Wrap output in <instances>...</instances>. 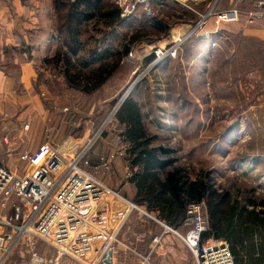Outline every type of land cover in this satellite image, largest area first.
I'll use <instances>...</instances> for the list:
<instances>
[{"label":"rangeland","instance_id":"obj_1","mask_svg":"<svg viewBox=\"0 0 264 264\" xmlns=\"http://www.w3.org/2000/svg\"><path fill=\"white\" fill-rule=\"evenodd\" d=\"M190 1L155 0L150 5L153 17L134 19L136 27L156 19L169 29L164 34L148 29L149 35L134 45L112 78L91 96L68 88L59 77L54 57L61 47L55 38V22L53 17L48 22L49 7H42L44 22L38 25L43 32L32 39L26 32L29 44L20 47V52L27 53L24 59L34 66L32 86L20 83L22 60L16 65L8 59L19 54H8L4 62L3 72L12 80L0 92V162L23 174L26 164L20 156L51 144L70 156L83 154L85 170L133 199L128 183L132 169L127 145L120 136L124 128L115 120L121 105L131 97L140 106L146 130L155 138L154 146L172 150L177 165L190 178L210 173L218 185L233 191L252 189L251 181L247 184L238 177L242 173L238 169L247 166L238 165L243 159L264 157V11L251 24L249 13L255 11V0H241L236 5L242 11L240 22L221 25V36L193 37L176 58L147 63L155 44L163 47L184 34L212 4L211 0ZM221 1L217 11L225 8ZM233 25L235 30H228ZM127 31L123 28L113 34L115 41ZM207 31H216L213 20ZM110 156L115 157L110 170L101 169V159ZM145 231L157 234L161 228L136 216L122 235L127 248L121 246L116 264H139L130 252L127 234L135 237ZM179 241L163 243L164 248L157 250L150 264H195L191 252ZM25 244H35L48 257L57 256L36 240ZM146 249L138 252L145 255ZM27 257L28 252L19 249L8 264ZM63 264L75 263L65 260Z\"/></svg>","mask_w":264,"mask_h":264},{"label":"built area","instance_id":"obj_2","mask_svg":"<svg viewBox=\"0 0 264 264\" xmlns=\"http://www.w3.org/2000/svg\"><path fill=\"white\" fill-rule=\"evenodd\" d=\"M153 1L113 0L122 19L133 17L141 7L146 16L152 17ZM219 1L200 15L186 33L173 37L163 47L155 44L151 49L155 54L154 64L176 58L182 46L193 37H208L207 27L212 20L215 32L221 25L239 23L242 11L236 5L217 11ZM262 11L264 0H255L249 23L262 17ZM5 143H9L8 139ZM114 158H102L99 167L110 170ZM20 160L26 164L23 174L0 162V264H8L11 256L22 248L28 257L15 264H63L65 260L75 264H104L116 245L127 248L121 238L136 216L145 217L161 228L157 234L145 231L136 236L138 242L150 239L145 255L130 248L139 264H150L151 257L161 249L168 235L181 241L195 264H235L227 242L214 237L204 239L208 228L204 204L189 207L184 223L186 230L180 233L85 170L83 154L70 156L45 144L35 153H23ZM27 240L43 243L57 256L51 258L40 253L35 244H28L27 248Z\"/></svg>","mask_w":264,"mask_h":264},{"label":"trees","instance_id":"obj_3","mask_svg":"<svg viewBox=\"0 0 264 264\" xmlns=\"http://www.w3.org/2000/svg\"><path fill=\"white\" fill-rule=\"evenodd\" d=\"M120 14L113 0H52L55 38L61 47L54 59L59 77L68 88L86 96L96 94L132 53L134 45L149 35L148 29L161 34L169 29L156 19L138 27L132 25L140 16L147 18L142 7L129 19H122ZM123 28L130 31L115 41L113 34ZM154 60L152 55L147 63ZM115 120L124 128L120 136L127 145L132 169L128 183L133 199L111 188L176 230L186 229L191 205L204 204L208 221L204 239L213 236L226 241L235 264H264V244L254 243L255 227L264 226V214L249 211L238 201L240 193L243 200L253 204V189L233 191L218 185L210 173L190 178L177 165L172 150L154 146L155 138L148 134L140 106L133 98L125 100Z\"/></svg>","mask_w":264,"mask_h":264},{"label":"crops","instance_id":"obj_4","mask_svg":"<svg viewBox=\"0 0 264 264\" xmlns=\"http://www.w3.org/2000/svg\"><path fill=\"white\" fill-rule=\"evenodd\" d=\"M199 0H193L190 2L197 3ZM213 5L216 0H211ZM241 0H223L224 3V10L230 9L235 5H238ZM220 2V1H219ZM242 2V1H241ZM49 7L48 13V22H52V0H0V92L2 93L3 87L6 83H9L12 78H8L5 76L3 69L5 68L6 64L4 62L7 60L8 54H15L18 55L15 58H8L11 62L18 65L20 60V68H21V76H20V83L27 88L32 86L34 80V66L33 63L26 58L27 53L20 52L21 44H29L27 37L25 36L26 32H29L30 39L34 36L41 35L42 31V7ZM238 7V6H237ZM201 14H199L200 16ZM45 17V18H46ZM46 18V19H47ZM41 24V25H38ZM236 24V23H235ZM39 26V27H38ZM235 26H230L231 28L228 30H235ZM208 29V27H207ZM239 30V29H237ZM33 31V32H32ZM43 32V31H42ZM187 31L183 32L186 33ZM209 32V31H207ZM35 33V35H34ZM40 33V34H38ZM51 33V32H50ZM209 33H216V32H209ZM33 51V50H32ZM29 53V52H28ZM33 56V53L31 54ZM20 57V58H19ZM242 164L238 165L239 167H246V169H238L241 175L238 177L243 179V182H252V189L255 191L251 197L253 204H249L247 200L242 199V195L238 193V201L243 203L245 208L249 211H256L257 213L264 214V157L259 158H248L243 159ZM247 172V173H246ZM194 180V179H193ZM241 181H239L240 183ZM247 183V184H248ZM134 217L133 220H135ZM128 229V228H127ZM125 233V232H124ZM128 235L129 245L135 250L138 251L139 248L144 249L147 247L146 251L143 252L146 254L149 251V238L144 242H138L136 240V236L134 235L131 237ZM213 237V236H211ZM178 240L172 235H168L164 240V245L167 246L168 244H173ZM224 241V240H222ZM180 242V241H179ZM226 242V241H225ZM254 243L256 245L264 244V226H256L255 227V234H254ZM182 244V243H181ZM164 248V246L162 245ZM121 250L120 245H116L112 252L111 264H116V258L118 252ZM131 252V251H130ZM132 253V252H131ZM133 254V253H132ZM156 254V253H155ZM154 254V255H155ZM153 255V256H154ZM151 257V259L153 258ZM150 259V260H151Z\"/></svg>","mask_w":264,"mask_h":264},{"label":"water","instance_id":"obj_5","mask_svg":"<svg viewBox=\"0 0 264 264\" xmlns=\"http://www.w3.org/2000/svg\"><path fill=\"white\" fill-rule=\"evenodd\" d=\"M112 252H109L107 258L104 261V264H111Z\"/></svg>","mask_w":264,"mask_h":264}]
</instances>
